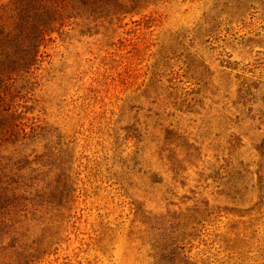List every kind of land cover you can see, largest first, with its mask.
I'll return each instance as SVG.
<instances>
[{
	"label": "rangeland",
	"instance_id": "rangeland-1",
	"mask_svg": "<svg viewBox=\"0 0 264 264\" xmlns=\"http://www.w3.org/2000/svg\"><path fill=\"white\" fill-rule=\"evenodd\" d=\"M101 14L55 32L43 83L24 85L41 102H26L21 153L46 125L76 195L37 264H264V0H115ZM0 238V264H16Z\"/></svg>",
	"mask_w": 264,
	"mask_h": 264
},
{
	"label": "trees",
	"instance_id": "trees-1",
	"mask_svg": "<svg viewBox=\"0 0 264 264\" xmlns=\"http://www.w3.org/2000/svg\"><path fill=\"white\" fill-rule=\"evenodd\" d=\"M110 1L115 0H10L0 11V231L17 243L16 264H37L58 244L76 197L70 164L49 144L46 125L35 121L30 153H21L17 142L28 138L18 137L25 127L26 102L32 103L30 109L41 102L33 93L26 97L24 85L34 91L43 83L44 48L55 32L71 20L97 22ZM16 153L21 159L14 168L10 157ZM259 173L257 189L264 194V170Z\"/></svg>",
	"mask_w": 264,
	"mask_h": 264
}]
</instances>
